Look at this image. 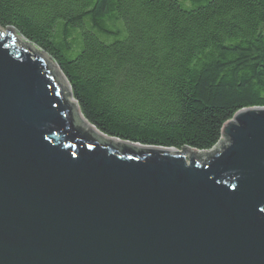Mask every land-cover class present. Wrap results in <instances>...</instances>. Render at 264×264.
Masks as SVG:
<instances>
[{"label": "water", "instance_id": "water-1", "mask_svg": "<svg viewBox=\"0 0 264 264\" xmlns=\"http://www.w3.org/2000/svg\"><path fill=\"white\" fill-rule=\"evenodd\" d=\"M222 135L206 152L103 135L0 28V264H264V108Z\"/></svg>", "mask_w": 264, "mask_h": 264}, {"label": "trees", "instance_id": "trees-1", "mask_svg": "<svg viewBox=\"0 0 264 264\" xmlns=\"http://www.w3.org/2000/svg\"><path fill=\"white\" fill-rule=\"evenodd\" d=\"M0 27L51 57L111 138L206 152L264 108V0H0Z\"/></svg>", "mask_w": 264, "mask_h": 264}, {"label": "rangeland", "instance_id": "rangeland-1", "mask_svg": "<svg viewBox=\"0 0 264 264\" xmlns=\"http://www.w3.org/2000/svg\"><path fill=\"white\" fill-rule=\"evenodd\" d=\"M0 28H1V27H0ZM13 44L15 45V47H16V48H18V47H19V44H18V42L14 41V42H13ZM29 53H31V54L33 55V53H32V52H30V51H29ZM186 159H188V156H186Z\"/></svg>", "mask_w": 264, "mask_h": 264}]
</instances>
